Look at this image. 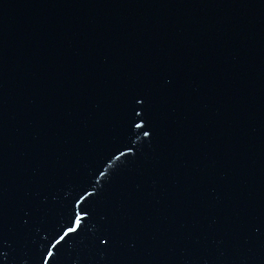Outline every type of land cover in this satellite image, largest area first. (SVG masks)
<instances>
[{
    "label": "water",
    "instance_id": "1",
    "mask_svg": "<svg viewBox=\"0 0 264 264\" xmlns=\"http://www.w3.org/2000/svg\"><path fill=\"white\" fill-rule=\"evenodd\" d=\"M85 190L48 264H264V0H0V264Z\"/></svg>",
    "mask_w": 264,
    "mask_h": 264
},
{
    "label": "snow or ice",
    "instance_id": "2",
    "mask_svg": "<svg viewBox=\"0 0 264 264\" xmlns=\"http://www.w3.org/2000/svg\"><path fill=\"white\" fill-rule=\"evenodd\" d=\"M146 103L143 96L133 95L128 98L126 101V109L128 113V126L129 130L132 128H142L144 123H147V112L141 107V110L138 111V106H142ZM144 112L142 116L141 113ZM137 119H140L142 123H137ZM144 136H149V131L143 132ZM123 154V153H122ZM104 175L103 172L100 173ZM85 195H91V193H87L85 190L84 195H80L77 199L73 201V203L69 206L70 215L68 216L69 223L67 225H62L58 229L55 227H51L44 232H47L48 235L45 236L42 240L41 246L37 249L34 255V264H48V260L53 256V253L49 247L55 248L57 245L61 244V241H64L66 237H70L69 234H73L71 236L72 239L78 237L82 232L85 231L87 227V221L84 222V227H81V222L84 221V216H82L79 212L76 211V208L79 206L80 202L84 200ZM84 215L88 216L91 219V213L84 210ZM30 214L25 211L24 217L22 218V223L27 226L30 224ZM46 241V242H45ZM115 244L114 238L110 231L105 230L102 231L100 235L95 237V241L92 244L93 247L102 251H108L113 248ZM47 248V252L45 254L44 249ZM5 258V253L0 252V260Z\"/></svg>",
    "mask_w": 264,
    "mask_h": 264
}]
</instances>
